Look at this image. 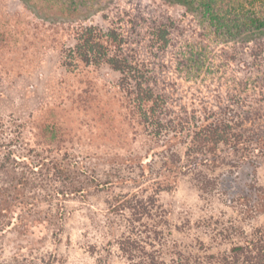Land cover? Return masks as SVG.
Segmentation results:
<instances>
[{
    "label": "rangeland",
    "instance_id": "obj_1",
    "mask_svg": "<svg viewBox=\"0 0 264 264\" xmlns=\"http://www.w3.org/2000/svg\"><path fill=\"white\" fill-rule=\"evenodd\" d=\"M89 27L130 71L81 61ZM219 30L165 0H0V264H222L264 234V36ZM122 195L159 209L132 229Z\"/></svg>",
    "mask_w": 264,
    "mask_h": 264
},
{
    "label": "trees",
    "instance_id": "obj_2",
    "mask_svg": "<svg viewBox=\"0 0 264 264\" xmlns=\"http://www.w3.org/2000/svg\"><path fill=\"white\" fill-rule=\"evenodd\" d=\"M182 6H187L189 10L201 15V17L212 27L219 28L224 31L223 34L230 36H240L242 34L251 37L264 36V17H231L225 22L219 18L214 12V0H165ZM219 30V31H220ZM113 46L115 50H119L120 42L113 31H108L104 34L94 28H86L82 31L78 38L76 46V54L86 65L106 63L116 71H130L131 67L125 62L124 58L120 59L115 55H110V48ZM141 89V88H140ZM142 90V89H141ZM143 91V90H142ZM150 92L142 96L141 100L155 102ZM211 128L205 131L203 142H209L213 145L219 143H228L226 131L228 126ZM201 133L200 135H202ZM229 134V133H228ZM235 141L238 135H229ZM70 191V190H69ZM80 189L72 188L70 193L80 192ZM257 192V191H256ZM66 192L65 194H67ZM258 193V192H257ZM255 194V196L257 195ZM263 193V192H262ZM264 195V193H263ZM118 207L115 211L126 212L128 214L127 222L132 229L134 224L143 218H149L154 213L156 215L159 207L156 204L154 195L147 198H139L137 195L118 196L115 200ZM129 231V235L122 237L117 245L120 251L132 259L135 257V252H139V240L133 230ZM154 258H150L148 264H158L154 262ZM222 264H264V234L254 236L247 240L244 245H236L231 248L228 258H224Z\"/></svg>",
    "mask_w": 264,
    "mask_h": 264
}]
</instances>
